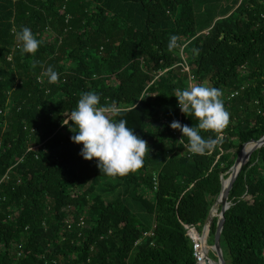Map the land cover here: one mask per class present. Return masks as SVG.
Here are the masks:
<instances>
[{"label":"trees","instance_id":"obj_1","mask_svg":"<svg viewBox=\"0 0 264 264\" xmlns=\"http://www.w3.org/2000/svg\"><path fill=\"white\" fill-rule=\"evenodd\" d=\"M22 25L42 41L35 55ZM199 83L230 113L219 133L200 130L222 136L204 154L170 126L198 125L174 94ZM90 90L130 109L112 118L147 141L138 170L108 176L79 154L62 120ZM263 136L264 0H0V264H198L186 225L202 232L222 174ZM228 200L226 263L264 264V146Z\"/></svg>","mask_w":264,"mask_h":264},{"label":"clouds","instance_id":"obj_2","mask_svg":"<svg viewBox=\"0 0 264 264\" xmlns=\"http://www.w3.org/2000/svg\"><path fill=\"white\" fill-rule=\"evenodd\" d=\"M15 38L22 53L35 55L42 44L31 28L22 25L15 33ZM177 36L169 37V49L175 48ZM38 61H32L33 68ZM49 83L59 80V73L53 66L44 71ZM178 98L180 110L198 119L196 127L182 124L173 120L170 126L179 129L189 140L190 151L194 154H204L211 151L222 140V136L205 139L200 130H213L219 133L227 127L230 113L222 100L221 89L208 86L205 83L192 84L184 89H178L175 94ZM141 97L140 99H143ZM133 107L136 108L135 103ZM130 109L119 106L100 105V94L95 91H84L75 108L65 113L62 124L74 133L70 139L81 143L80 155L85 159H96V165L101 173L108 176L126 175L144 165V157L149 152L145 139L128 127L124 118L113 119ZM111 113V115H109ZM69 121H72L70 124Z\"/></svg>","mask_w":264,"mask_h":264},{"label":"water","instance_id":"obj_3","mask_svg":"<svg viewBox=\"0 0 264 264\" xmlns=\"http://www.w3.org/2000/svg\"><path fill=\"white\" fill-rule=\"evenodd\" d=\"M264 146V136L261 137L258 140H250L249 142L245 143L242 150L238 154V157L234 163V165L230 168V174L227 178H224V175L222 174L221 182H222V188L220 191V194L215 202V204L212 206L211 211L207 217V220L203 227V234H206V236H209L211 225L213 224L214 218L217 217V228L214 236V243L210 246L217 255V260H212L208 256V250L206 252V264H210V262L214 264H227L222 248H221V234L222 230L224 228L225 223V212L228 210V208L231 206V202L228 200L230 190L233 187L234 182L236 181L242 167L245 165V163L250 158L253 151H255L257 148H261ZM247 147V151L244 152V149ZM220 202V210L217 213H213L214 207ZM205 244L207 245L208 249L210 248L207 240H205Z\"/></svg>","mask_w":264,"mask_h":264},{"label":"built area","instance_id":"obj_4","mask_svg":"<svg viewBox=\"0 0 264 264\" xmlns=\"http://www.w3.org/2000/svg\"><path fill=\"white\" fill-rule=\"evenodd\" d=\"M188 234L193 241L194 255L198 264H206V252L208 250L205 240H207L206 234L199 232L194 226L186 225ZM148 234V233H146ZM203 249L205 251H203Z\"/></svg>","mask_w":264,"mask_h":264},{"label":"rangeland","instance_id":"obj_5","mask_svg":"<svg viewBox=\"0 0 264 264\" xmlns=\"http://www.w3.org/2000/svg\"><path fill=\"white\" fill-rule=\"evenodd\" d=\"M202 231H203V229H202ZM208 239H209V241H207V242H208L209 247H210V246H211V243H212L213 241H212L211 238H209V237H208ZM215 254H216L215 251L210 247V248L208 249V256H209L212 260H217Z\"/></svg>","mask_w":264,"mask_h":264},{"label":"bare ground","instance_id":"obj_6","mask_svg":"<svg viewBox=\"0 0 264 264\" xmlns=\"http://www.w3.org/2000/svg\"><path fill=\"white\" fill-rule=\"evenodd\" d=\"M246 151H247V147L244 149V152H246ZM219 209H220V202L214 207L213 213L214 214L217 213L219 211ZM203 251H205V250L203 249ZM210 264H214V263L213 262L212 263L210 262Z\"/></svg>","mask_w":264,"mask_h":264}]
</instances>
